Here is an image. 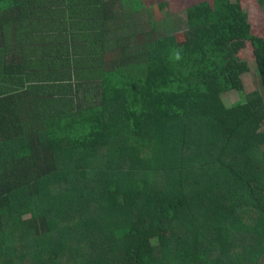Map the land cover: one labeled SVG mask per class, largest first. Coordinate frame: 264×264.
Segmentation results:
<instances>
[{"label": "trees", "instance_id": "obj_1", "mask_svg": "<svg viewBox=\"0 0 264 264\" xmlns=\"http://www.w3.org/2000/svg\"><path fill=\"white\" fill-rule=\"evenodd\" d=\"M127 1L0 0V264H264V95L220 99L246 12Z\"/></svg>", "mask_w": 264, "mask_h": 264}, {"label": "rangeland", "instance_id": "obj_2", "mask_svg": "<svg viewBox=\"0 0 264 264\" xmlns=\"http://www.w3.org/2000/svg\"><path fill=\"white\" fill-rule=\"evenodd\" d=\"M209 1L214 8L220 4L216 0H142L141 13L135 19L144 24L142 27H148V21L155 24V33L157 36L164 35L166 31L162 29V21L165 15L169 14V23L171 28L176 33L187 28V23L190 18L188 9L192 11L197 3ZM241 8L247 14V20L250 24L251 38L246 41H235L231 45L235 50V60L230 62V66L234 69L238 67L239 60L247 62L249 71L240 75L243 89L240 91L229 90L220 94V99L224 106H232L239 104L245 100V95L253 90L260 89L264 95V88L260 86V80L257 77V69L261 66L255 58V52L261 50L260 41L264 39V1L263 0H236ZM122 11L127 14L130 11V6L127 0H121ZM168 12V13H165ZM216 31V36L220 38L221 34L216 26L212 27ZM147 30V29H145ZM194 35L202 46L203 41L200 34L193 31ZM167 33V32H166ZM174 33V34H175ZM220 35V36H219ZM180 41L181 38L176 35ZM233 69V70H234ZM264 130V126L262 128ZM233 222L239 224L240 228L247 229L251 226V221L240 213L239 208L235 211Z\"/></svg>", "mask_w": 264, "mask_h": 264}]
</instances>
